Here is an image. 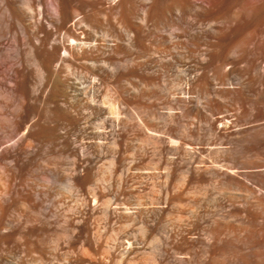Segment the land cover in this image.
<instances>
[{
	"label": "bare ground",
	"instance_id": "obj_1",
	"mask_svg": "<svg viewBox=\"0 0 264 264\" xmlns=\"http://www.w3.org/2000/svg\"><path fill=\"white\" fill-rule=\"evenodd\" d=\"M0 264H264V0H0Z\"/></svg>",
	"mask_w": 264,
	"mask_h": 264
},
{
	"label": "rangeland",
	"instance_id": "obj_2",
	"mask_svg": "<svg viewBox=\"0 0 264 264\" xmlns=\"http://www.w3.org/2000/svg\"><path fill=\"white\" fill-rule=\"evenodd\" d=\"M153 181H154V180H153V179L151 180V178L145 181V185L147 184L146 182H149V183L147 184L148 186H145V187H147V189H146L147 192H150V191L154 188V186H153V185H154V182H153ZM151 182L153 183V185H152ZM149 184L151 185L152 189H150L151 187H150ZM210 201H212L210 205H213V204L216 202V201L214 202L213 200H210ZM209 203H210V202H209ZM214 205H215V204H214Z\"/></svg>",
	"mask_w": 264,
	"mask_h": 264
}]
</instances>
